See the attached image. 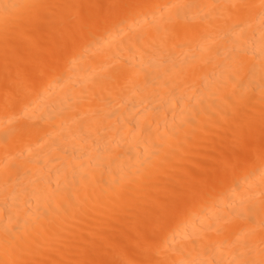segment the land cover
Instances as JSON below:
<instances>
[{
  "label": "bare ground",
  "instance_id": "6f19581e",
  "mask_svg": "<svg viewBox=\"0 0 264 264\" xmlns=\"http://www.w3.org/2000/svg\"><path fill=\"white\" fill-rule=\"evenodd\" d=\"M0 264H264V0H0Z\"/></svg>",
  "mask_w": 264,
  "mask_h": 264
}]
</instances>
